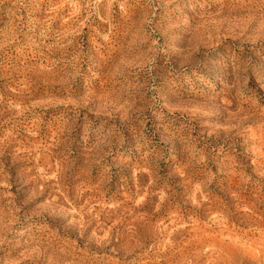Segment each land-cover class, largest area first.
Returning a JSON list of instances; mask_svg holds the SVG:
<instances>
[{"label": "rangeland", "instance_id": "obj_1", "mask_svg": "<svg viewBox=\"0 0 264 264\" xmlns=\"http://www.w3.org/2000/svg\"><path fill=\"white\" fill-rule=\"evenodd\" d=\"M263 248L264 0H0V264Z\"/></svg>", "mask_w": 264, "mask_h": 264}, {"label": "bare ground", "instance_id": "obj_2", "mask_svg": "<svg viewBox=\"0 0 264 264\" xmlns=\"http://www.w3.org/2000/svg\"><path fill=\"white\" fill-rule=\"evenodd\" d=\"M238 122V121H237ZM259 143V142H258ZM259 148V147H258ZM257 149V148H256ZM262 155V154H261ZM248 205V204H247ZM200 206V205H199ZM210 209V208H209ZM219 209V208H218ZM204 212V211H203ZM212 213V212H211ZM218 213H220V212H218ZM137 214V213H136ZM215 214H216V212H215ZM135 215V214H134ZM213 217V216H212ZM173 221V220H172ZM178 221V220H177ZM253 221H255V220H253ZM74 223V222H73ZM197 223V222H196ZM256 224V223H255ZM143 225V224H142ZM132 226V225H131ZM73 227V226H72ZM149 227V226H148ZM192 227V226H191ZM150 228H151V226H150ZM199 228V227H198ZM252 228V227H251ZM263 228V227H262ZM144 229V228H143ZM198 230V229H197ZM204 231V230H203ZM213 232V231H212ZM136 233V232H135ZM210 233V232H209ZM221 233V232H220ZM219 233V234H220ZM142 234V233H141ZM151 234H152V232H151ZM173 234V233H172ZM230 234V233H229ZM95 235V234H94ZM193 235V234H192ZM201 235V234H200ZM221 235V234H220ZM161 236V235H160ZM93 237V236H92ZM126 237V236H125ZM142 237V236H141ZM214 237V236H213ZM239 237V236H238ZM129 239V238H128ZM156 239V238H155ZM220 239V238H219ZM231 240V239H230ZM229 240V241H230ZM261 240V239H260ZM97 241V240H96ZM174 241V240H173ZM193 241V240H192ZM243 241V240H242ZM258 241V240H257ZM99 242V241H98ZM261 242V241H260ZM235 243V242H234ZM249 243V242H248ZM263 242H261V244H262ZM159 244V243H158ZM214 244V242L212 243V241H211V247H212V245ZM227 244V243H226ZM253 244V243H252ZM251 244V245H252ZM260 244V245H261ZM91 245V244H90ZM224 245V244H223ZM237 245H239V244H237ZM255 245V244H254ZM257 245V244H256ZM221 246V245H220ZM236 246V245H235ZM201 247V246H200ZM208 247V246H207ZM210 247V248H211ZM225 247V246H224ZM240 247V246H239ZM248 247V246H247ZM251 247V246H250ZM253 247V246H252ZM251 247V248H252ZM213 248V247H212ZM229 248V247H228ZM194 249V248H193ZM253 249V248H252ZM264 249V248H263ZM181 250V249H180ZM242 250V249H241ZM209 251V250H208ZM229 251H230V249H229ZM253 251V250H252ZM195 252V251H194ZM207 252V251H206ZM210 252V251H209ZM224 252V251H223ZM243 253V252H242ZM245 253V252H244ZM254 253V252H253ZM231 254V253H230ZM249 254V253H248ZM197 255V254H196ZM236 255V254H235ZM263 255V254H262ZM216 256V255H215ZM234 256V255H233ZM261 256V255H260ZM199 257V256H198ZM245 257V256H244ZM237 259V258H236ZM253 259V258H252ZM179 260V259H178ZM224 260V259H223ZM235 260V259H234ZM251 260V259H250ZM170 262V261H169ZM183 262V261H182ZM191 262V261H190ZM253 262V261H252ZM168 263V262H167ZM173 263V262H172ZM236 263V262H235ZM179 264V263H178Z\"/></svg>", "mask_w": 264, "mask_h": 264}]
</instances>
